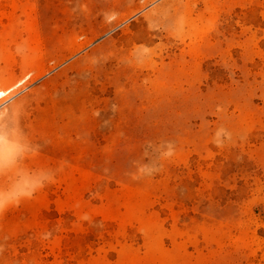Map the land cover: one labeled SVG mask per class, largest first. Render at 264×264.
I'll return each instance as SVG.
<instances>
[{"label": "rangeland", "instance_id": "1", "mask_svg": "<svg viewBox=\"0 0 264 264\" xmlns=\"http://www.w3.org/2000/svg\"><path fill=\"white\" fill-rule=\"evenodd\" d=\"M0 106V264H264V0H0Z\"/></svg>", "mask_w": 264, "mask_h": 264}, {"label": "clouds", "instance_id": "2", "mask_svg": "<svg viewBox=\"0 0 264 264\" xmlns=\"http://www.w3.org/2000/svg\"><path fill=\"white\" fill-rule=\"evenodd\" d=\"M21 108L0 106V178L8 181L6 189L0 188V215L31 199L55 176L46 175L43 169L29 170L24 165L35 157L41 145L33 141L21 124Z\"/></svg>", "mask_w": 264, "mask_h": 264}]
</instances>
